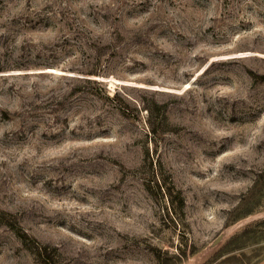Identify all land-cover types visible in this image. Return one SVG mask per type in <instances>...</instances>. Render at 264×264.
I'll use <instances>...</instances> for the list:
<instances>
[{
	"label": "rangeland",
	"instance_id": "374dc122",
	"mask_svg": "<svg viewBox=\"0 0 264 264\" xmlns=\"http://www.w3.org/2000/svg\"><path fill=\"white\" fill-rule=\"evenodd\" d=\"M0 264H264V0H0Z\"/></svg>",
	"mask_w": 264,
	"mask_h": 264
},
{
	"label": "trees",
	"instance_id": "16d2710c",
	"mask_svg": "<svg viewBox=\"0 0 264 264\" xmlns=\"http://www.w3.org/2000/svg\"><path fill=\"white\" fill-rule=\"evenodd\" d=\"M180 201H181V203H183V202H184V199H183V197L180 199Z\"/></svg>",
	"mask_w": 264,
	"mask_h": 264
}]
</instances>
